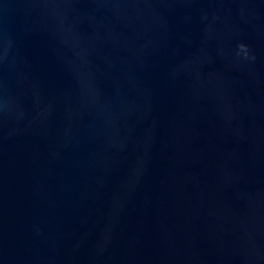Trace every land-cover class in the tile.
Listing matches in <instances>:
<instances>
[{
    "label": "water",
    "instance_id": "1",
    "mask_svg": "<svg viewBox=\"0 0 264 264\" xmlns=\"http://www.w3.org/2000/svg\"><path fill=\"white\" fill-rule=\"evenodd\" d=\"M0 264H264V0H0Z\"/></svg>",
    "mask_w": 264,
    "mask_h": 264
}]
</instances>
